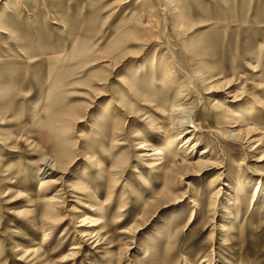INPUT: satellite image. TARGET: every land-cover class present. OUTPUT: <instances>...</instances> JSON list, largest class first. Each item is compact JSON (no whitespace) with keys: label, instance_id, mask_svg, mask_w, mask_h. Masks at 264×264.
Masks as SVG:
<instances>
[{"label":"rangeland","instance_id":"rangeland-1","mask_svg":"<svg viewBox=\"0 0 264 264\" xmlns=\"http://www.w3.org/2000/svg\"><path fill=\"white\" fill-rule=\"evenodd\" d=\"M200 71L233 83L204 95ZM183 86L182 103L198 106L194 87L204 104L189 157L208 146L221 162L179 176L166 169L184 155L157 128ZM250 107L241 124L264 134V0H0V264H264V157L246 161L263 175L254 195L259 177L233 167L244 150L208 133ZM215 187L229 212L212 221ZM89 219L107 228L98 243L81 238Z\"/></svg>","mask_w":264,"mask_h":264},{"label":"bare ground","instance_id":"bare-ground-1","mask_svg":"<svg viewBox=\"0 0 264 264\" xmlns=\"http://www.w3.org/2000/svg\"><path fill=\"white\" fill-rule=\"evenodd\" d=\"M167 69L169 70V68H167ZM197 74H198L199 79L201 80V86H198L199 85L198 84L197 87L201 88L200 90L203 89L204 91H207V92H205L206 94H204V95H208V94L212 93L209 91L212 88V86H210V84L213 82H219L220 83L219 85L224 84L226 86H229L233 83V79L221 81V79H222L221 76L216 75V74H211L210 72L204 73V72L200 71V72H197ZM195 75H196V72H195ZM195 77H197V76H195ZM211 80H213V82H210ZM216 85H218V83H215L214 87ZM190 88H192L194 90V92L197 94L198 106H195V105H193V102H190V100L188 99L189 96L187 93H186V99L182 103V101L185 97L184 94L187 91L186 86H183L182 89L180 88L177 90V100L181 103L178 106H172L171 113H170V119H171V121L169 123L170 125H168L166 127L157 128V131H159L160 134H163L164 138L167 137V140L169 138H171V140H170L171 145L170 146L173 147V149L175 151H177L176 153L181 152L184 155L182 162H180L179 164H177V163L172 164L171 166H169L166 169L167 173H170V174L176 173V174H179V176L187 175L188 172L191 170L196 171V173H202L203 171H205V169L219 167L216 164L219 163V165H220V162H221L220 158H219L220 156L218 155V153L213 152V148H210L208 146L204 147L200 150L199 155H197L196 159L189 157V155H191L193 153L195 146L198 145L200 138L199 137L197 138V134L200 133V131L203 129V124H200L198 122V118L200 116L198 109H199L200 103H202V105H204L203 100H202V95H201V93H199L200 91L196 88L199 91L198 92L194 87H190ZM232 98L234 100V97H232ZM204 101L206 102V99ZM207 102L209 103L208 100H207ZM215 104L216 103H214L212 107H214L216 110ZM115 106L118 107L119 105L115 104ZM245 111H246L245 113L243 112L241 115H237V117L234 118V121H232V123H230L229 125H227L225 127L226 130L221 131L217 126L210 127L208 125L209 126L208 127L209 128L208 133H209V137H213L214 140H218L220 143L230 142L232 144H235L236 146L238 145V147H240L242 150H244V152L241 154L242 155L241 158L238 159L239 163L236 164L237 166H233V167H235V168L237 167V172H240L244 169L245 170L248 169V171H250V173L259 177V176H263V175L258 174V173H257L258 174L257 175V174H255L254 171H251V168L248 166V164H246V161H249L252 158L255 159V160H253L254 163H257L259 161H263L262 159L264 157V153L262 156H259V157H256V154H258L259 149L264 147V134L257 135L258 132H256L257 130L255 128L247 127V126H244V124H241L244 122V120H246V119H244L246 116L253 114L254 109L252 107H250V108H246ZM209 113H213L214 116L217 117L215 119H218V122L222 121L223 119L226 122L225 118L230 117L228 114L219 113V112H215V111H211ZM151 127L155 130L156 126L151 125ZM210 128H212L213 130H210ZM234 131H236V133L232 134V132H234ZM169 133H171V134L168 136ZM243 144H247L248 148L244 147ZM146 147H148V146H146ZM149 149H151V150H149L151 152H149V155H147L145 157H147V158L153 157V159H151L149 161H151V163H153L151 165L155 164L154 168H158L162 164V163H159L161 159H158V156H160V152L153 146H150ZM185 157H187V158H185ZM63 159H64V157L62 154H59L55 160L42 159V161L40 162L39 167H38L39 170L37 172L38 175H41V177H42L41 178V181H42L41 186L48 184L45 181L43 182L44 178L46 179V178H48L49 175H52V174H54V172H58L60 170L61 165L63 163ZM244 163H245V165H244ZM240 168H243V169H240ZM48 171L50 172L49 174H48ZM214 179L211 181V185H213L215 183ZM260 179H261V177H259V179L257 180L258 182L256 184L254 195L259 193L261 188H262V182ZM211 188H212V186H210V189ZM211 192L214 193L213 194L214 198L209 201V206L211 207L212 221H214V219H215L214 216H217L219 210L223 209L226 212H229V211L226 209L225 205L220 206V204L218 203L220 196H223L224 192H221L220 189H216V187ZM53 198H58L60 200H63V198L61 196H59L57 192L51 198L48 199V202L50 203V205L48 207L49 209H47L45 211V215H46L48 221H52L54 219L53 217L49 216L51 209H55V207H56L54 204H52V203H55V199H53ZM89 220H90L91 225L88 227V229L86 231L83 232V236L81 238L85 239L86 237L89 236V237L95 239L94 242L98 243L101 240H103L102 238H103V235L105 234L103 232L104 231L106 232L107 228L102 224L103 220H100V219L99 220L98 219H95V220L89 219ZM64 221H65V219H64ZM48 223H50V222H48ZM51 227H52V225L49 226L47 229L52 230L53 227L52 228ZM222 227H224V226H222ZM44 229H45V231L43 233V237H44V240H46V239H48L49 233H47L48 230L46 228H44ZM225 229L226 228H223L222 231H225ZM80 243H82V242H80ZM79 244H76V248H73L74 251L78 249ZM29 252H30V250H28V249L24 250L23 252H20V253H23V255L21 256V259H24V257H26V256H27L26 258L30 257L31 255ZM74 254H75V252H72L69 256L72 257V256H74ZM19 261H22V260H19ZM40 261H42V260H40ZM202 261H206V262H203L204 264L207 263V260L202 259ZM28 262H30V260Z\"/></svg>","mask_w":264,"mask_h":264}]
</instances>
